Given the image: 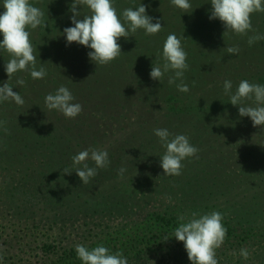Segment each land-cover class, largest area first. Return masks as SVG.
Returning <instances> with one entry per match:
<instances>
[{
  "label": "rangeland",
  "instance_id": "1",
  "mask_svg": "<svg viewBox=\"0 0 264 264\" xmlns=\"http://www.w3.org/2000/svg\"><path fill=\"white\" fill-rule=\"evenodd\" d=\"M71 1L31 0L45 13V23L51 24L50 30L37 38L40 46L35 47L37 70L42 65L47 76L33 79L29 71H24L9 81L21 96L26 90L33 92L32 97H40L45 109L40 118L43 122L28 124L34 125L30 138L19 142L8 131L0 134V264H83L77 257V244L89 249L103 245L112 253L122 251L129 264H191L184 244L171 233L179 226L181 216L190 218L193 212L213 211L224 216L222 223L227 229L225 243L217 250L219 264H264V126L254 127L250 117H241L224 87L202 93V101L211 105L209 109L172 114L166 120L162 117L168 110L163 107L164 113L155 112L158 100L151 98L146 88L116 101L100 95V90L90 96V91L80 89L84 83L77 77L82 75L83 61L91 62V49L77 43L69 45L63 35L66 27L73 26ZM160 1L147 11L149 16L160 19L162 26L179 25L174 32L178 38L185 37L182 43L187 40L209 55L215 54L213 44L205 45V37H194V33L182 29L186 23L212 21L211 0H190L188 11L172 5L171 0ZM119 3L115 0L121 15L124 9L137 7L129 0ZM175 8L179 10L176 14ZM3 11L0 4V13ZM80 12L81 18L90 14L83 5ZM257 15L253 14L251 20ZM38 29H29L31 40ZM225 31L214 26L212 36ZM198 32L206 34L202 28ZM159 38L160 32L147 35L143 29L120 38L124 54L117 58L118 63L153 59L162 64ZM127 43L132 45L131 50ZM10 58L8 54L0 60V87L9 79L5 63ZM97 65L103 70L108 66ZM55 75L64 82L73 80L74 102L83 106L74 119L45 105L46 95L59 88L58 82L51 81ZM18 79L25 84L18 85ZM203 87L194 91L200 92ZM25 93L27 96L22 97L32 99ZM13 104L7 101L5 106ZM244 105L255 106L247 100ZM156 128L184 134L199 149L196 157L183 162L181 175H164L160 164L166 148L154 134ZM149 132L152 134L147 135ZM36 142L46 143L37 146L40 149L34 146L35 150L30 149L26 155L24 145ZM89 148L106 150L111 163L97 169V175L83 184L72 157ZM87 163L95 167L93 161ZM122 167L126 169L123 177L119 174ZM165 235L169 239L165 240ZM241 248L249 250L247 260L239 255Z\"/></svg>",
  "mask_w": 264,
  "mask_h": 264
},
{
  "label": "clouds",
  "instance_id": "2",
  "mask_svg": "<svg viewBox=\"0 0 264 264\" xmlns=\"http://www.w3.org/2000/svg\"><path fill=\"white\" fill-rule=\"evenodd\" d=\"M171 4L188 11L192 4L190 0H171ZM86 6L90 10L89 15L81 18L80 6ZM212 11L210 19H219L226 31L237 35H248L249 46L264 40V34L253 28L251 17L257 12H264V0H211ZM4 11L0 13V34L3 36L0 42V50L6 51L11 57L5 63V71L8 81L0 87V103L14 101L23 106L24 98L13 91L10 79L18 72L29 71L33 79H44L47 70L42 65L37 70L35 52L37 49L31 42V31L40 26L47 27L44 21L45 13L38 7L33 6L31 0H2ZM72 13V27H66L63 35L68 44L77 43L91 49L88 56L96 65H107L116 60L122 49L119 44L120 38H128L129 33H136L143 29L147 35H155L163 30L160 19L147 14V7L140 4L136 8H126L121 15L115 7V0H74L70 7ZM155 21V22H154ZM182 39L175 34H169L163 44V63H153L150 77L153 80H162L169 71L174 72L169 77L168 83L177 84L180 92H189V87L184 83L185 72L189 69L187 63L188 54L182 45ZM230 55H236L240 49L238 46L224 49ZM90 78V77H89ZM88 78V79H89ZM17 84L23 86L25 81L18 79ZM233 84L230 80L224 82L225 95L230 97V103L238 106L241 117H250L254 127L264 126V85L241 80L238 88L233 93ZM252 101L255 106H245L244 101ZM72 92L61 85L55 93H49L45 97V105L49 110H58L66 118H76L83 111L80 103L74 102ZM5 121H0V128L7 132ZM154 134L159 137L166 148L161 157L164 175L179 176L184 168L187 158L196 157L199 149L191 144L189 137L184 134H172L166 128L154 129ZM91 160L95 167L87 163ZM75 173L83 184H88L90 178L97 175V169L106 168L110 165L109 154L106 150L89 148L78 152L72 157ZM125 168L119 169L123 177ZM66 174H71L65 169ZM180 224L171 233L177 241L184 244L188 259L191 264H219L217 250L225 243L227 229L223 225L224 216L213 211L208 214L191 213V217L181 216ZM164 239H169L168 235ZM76 253L83 264H129L122 251L112 253L110 249L101 245L89 249L83 244L76 245ZM239 255L247 260L250 252L247 248H241ZM2 259V256H0Z\"/></svg>",
  "mask_w": 264,
  "mask_h": 264
},
{
  "label": "trees",
  "instance_id": "3",
  "mask_svg": "<svg viewBox=\"0 0 264 264\" xmlns=\"http://www.w3.org/2000/svg\"><path fill=\"white\" fill-rule=\"evenodd\" d=\"M117 1L119 3L124 0ZM138 1L139 0H129L132 6L137 5ZM158 1L161 3L160 0H141L140 3L142 2L141 4H146L147 11L149 12L153 10L150 8L159 5ZM73 2L74 1H71V5ZM0 4H2V2ZM174 10V14L179 11L177 8ZM46 25L47 27H38V31L33 35V40H31V42L34 47L40 46V41L37 38L43 36L50 30L51 24L48 22ZM252 25L260 34H264V12H258L257 18L252 21ZM178 26H174V28L172 27V24L163 26V30L160 32V38L158 40L160 44L159 48L163 46L169 34H177L174 30L180 28ZM214 26H216L217 29L221 27L225 28L219 19H212V21H209L208 23H205V21L202 20L183 25V30L188 31L189 33H194V37H205V45L213 44L216 48L215 54L209 55L198 46L188 44L187 40L182 43L188 54L187 63L193 66L192 69L190 66L189 70L184 74V80L188 82V87L192 90L187 93L188 95L178 91L176 85L181 82L180 80H177L175 84L168 83L169 77L174 75V72L172 71L166 73L160 81L153 80L150 77L153 63L155 64L158 62L153 59H150L149 61H138L135 63L124 64H121V61H119V64L118 59H116L112 64H108V66L105 67V70H103L104 68L101 66L94 65L95 63L92 61L89 62L84 60L80 65L82 75L77 77L80 82L84 83V86H80V89L83 91H90L88 93L90 96H94L95 90H100V95L109 96L110 99L116 101L117 99L127 98L130 94H137L136 92L146 88L151 95L150 97L158 100L156 105L159 107L154 111L164 113L165 110H168L169 113L162 117V119L166 120L172 114L179 116V114L187 111L192 113L193 111L209 109L211 105H206L207 103L202 101V93L210 94L214 92V89L224 87L225 80H230L232 82V92L236 91L241 80H248L251 83L264 85V40L258 41L249 46L248 36L253 34L251 32L248 33V35H237L236 33L231 32V34H229L232 35V38L229 40L228 37L230 35L226 34L223 36L224 32L222 34L218 33L219 36L213 37L212 29ZM201 28L202 31H206V34H199L198 31H200ZM185 36L188 37V35ZM211 37L213 38L211 39ZM216 37L219 39L215 40ZM208 38L210 39L207 40ZM2 40L3 36L0 34V42H2ZM126 45H128V50H131L132 45H130V43H127ZM232 46L239 47L240 51L238 54L230 55L224 50L226 47ZM141 49L142 47L140 50ZM123 54L124 53L122 52L121 55ZM160 54H162V52H160ZM7 57L8 53L0 50V60L4 61ZM160 58H162V55H160ZM198 61L206 64L198 63ZM113 66L115 67L114 69ZM55 68L58 70L59 66H55ZM54 79L51 78V81L58 82L57 85L59 87L61 85L66 86L70 91L73 90V92L76 93V91L71 88L73 86V80H71V82H64L59 75H55ZM209 80L211 81L208 83ZM202 85H204V87L200 92L194 91L196 88L199 89ZM56 90H54L53 93H55ZM25 92L28 93L29 97H32L31 95H33V92H28L26 90H22V96L23 94L27 96ZM197 97H200L199 100H195ZM24 100L25 106L13 104L12 106L6 107L5 104L7 101L0 103V105H2L0 108V121L6 122L5 126L7 127L8 132L12 133L15 138H19V142L32 136L34 125L30 126L28 124L32 121L36 122L38 120L43 122L40 118L42 117L41 113L43 112V109H45L38 96L32 97V99L24 98ZM160 105L162 107H160ZM163 107H166L165 110ZM13 112H15L16 115L10 116ZM4 132L5 131L0 128V134H4ZM148 134H152V132L147 133V135ZM43 143L46 142L26 143L23 150H26V155H28L30 149L35 150L34 146H44L45 144ZM37 148L40 149L39 147Z\"/></svg>",
  "mask_w": 264,
  "mask_h": 264
}]
</instances>
